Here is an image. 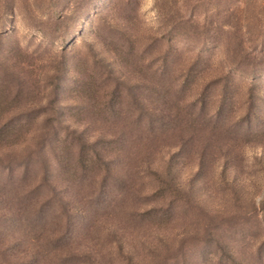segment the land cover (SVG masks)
I'll return each mask as SVG.
<instances>
[{
    "label": "rangeland",
    "instance_id": "374dc122",
    "mask_svg": "<svg viewBox=\"0 0 264 264\" xmlns=\"http://www.w3.org/2000/svg\"><path fill=\"white\" fill-rule=\"evenodd\" d=\"M157 88L173 104L175 123L154 144L132 116ZM113 97L118 117L107 111ZM223 98L215 131L203 126L188 140L195 107L203 105L199 116L207 120ZM4 124L19 131L0 139V228L11 207L21 208V217L8 235L0 231V264H264V221L224 228L233 194L247 210L264 197V0H0ZM51 129L65 140L70 163L78 145L73 131L106 141L137 135L126 145L127 160L114 168L117 180H107L110 206L95 207L90 232L71 240L66 254L50 250L55 226L46 205L42 220L34 215L47 186L22 190L40 179L41 165H31L26 186L19 180L20 159L37 145L44 143L49 157L57 153V144L44 141ZM183 135L180 158L174 145ZM169 159L174 189L160 182ZM103 169H96L99 179ZM51 176L65 184L60 174ZM122 181L129 185L123 196Z\"/></svg>",
    "mask_w": 264,
    "mask_h": 264
},
{
    "label": "trees",
    "instance_id": "16d2710c",
    "mask_svg": "<svg viewBox=\"0 0 264 264\" xmlns=\"http://www.w3.org/2000/svg\"><path fill=\"white\" fill-rule=\"evenodd\" d=\"M179 85L182 88L185 87V80L181 81ZM108 101L109 102L106 105L107 111L112 114L113 117H118L121 112H119V110L117 111L118 108L116 109V98H110ZM169 101L170 100L167 97V93H165L161 88H157L155 94L153 96H149L146 99V105L144 104L141 106L139 111L135 112L132 116V122L134 125L143 124L145 126H143L145 128L144 130L153 137L152 139L150 138V140L151 142L153 141L154 144H156V140L159 139L165 127H169V122L175 123V115L170 114L173 104L170 105ZM202 103L203 102L200 101L198 104L201 105ZM225 104V98L219 100L216 110L214 111V115L207 120L199 116L201 114L200 111H202L203 105L200 107H195V109L198 110V112H196L197 114L193 113L194 115L191 114L187 119V125L190 131L187 128L186 130H188V133L185 136L188 137V140L195 137V135H197L203 126L212 124L209 126V129L214 132L219 123L217 117L223 111V107L225 110ZM193 106H196L194 102ZM168 116L170 117V120ZM172 128L174 129V127ZM156 129H158V131ZM18 131L19 130L15 127H9L6 124L1 125L0 139L5 140L10 138L11 135L18 134ZM190 132L193 133V135H191ZM45 133L46 135L44 137V141L46 142L50 140L51 142L57 144V148L55 149L57 153H53L52 157H49L47 156V153L44 149V143L37 145L35 149H32L28 154L20 159V163L18 165V168L20 169L19 180L21 182V188L26 186V180L28 173L30 172L29 169L31 165L34 162H37L41 165L42 175L40 179L36 180L34 183L31 182L27 189L22 188V190H27L23 192L28 195L35 191H39L42 185L47 186V193L43 196H37V205L34 209V215L35 217L37 215L38 219L42 220V217L39 216H42L44 207L46 205L49 210L47 211L49 214V221L55 226V229H53L51 235H49L50 250H54L58 254L59 252L66 254L65 250L72 246L71 240L73 241L74 238H77L79 233L82 234L84 232L83 235H87L90 232L89 228H91V226L94 224V215L96 213L95 207L99 206L102 208L104 205L107 207L110 206L112 202L109 199L111 191L108 187L109 185L107 180H117L119 175H114V168L117 167V165L119 166V164L122 165L124 161L127 160V157H129L127 152L129 150L126 151V145L128 144V141L135 140L137 135L135 132L131 131L127 133L121 132L112 135V139H107L106 141V139H103L104 136L91 140L88 136L87 138H83L84 132L73 131V133H75L74 140H76L78 145L76 148L75 162L70 163L66 161L67 157L64 154V151L68 149V146L63 144L65 140L61 139L54 129L48 130ZM185 136L183 135V137L180 139V142L177 145H174V147H177L175 155L180 158L184 157L187 148V143L184 141ZM229 141L231 140L229 139L225 141L224 144L226 145L225 147L227 150L231 151L234 146L232 143H229ZM109 144L113 147L109 148L107 146ZM105 150L111 152V155L104 153L107 154L105 155L106 158L104 159V156L102 155L103 151ZM204 150L206 152V148H203L200 156H198V163L196 164L197 169L195 171L194 177L197 180L203 174ZM69 152L70 150H68L67 153ZM103 164L105 167V169H103L105 173H103V175H99L101 176L99 179L96 169L100 168V165ZM10 169L8 168V170ZM173 169V163L169 159L166 164L167 176L163 180L162 178L160 179V182L164 183L166 186L164 188L168 187L174 189L173 185H170V181L172 179L171 175L172 172H174ZM54 172L61 175V180H63L65 184L58 186L54 183L51 176ZM88 173H91V175H88ZM122 182V187L125 188L128 182ZM84 183H87L88 185L83 186ZM83 187L88 189L87 193L85 194L81 192ZM70 190H72V192L69 193ZM184 193L186 192H183V194ZM192 193L193 189H190V191H188V193L185 195L190 197ZM123 194H127V187L124 193H122V196ZM234 195L235 194L230 197V200L233 201L232 204L226 210V212H224V228H244L252 220L251 218H257L258 222L264 221V197H262V199H260L259 203L257 204L259 207H256V203L252 201L250 204V209L247 210L241 208V205H238V198L236 195ZM42 197L43 199L38 201ZM20 209L14 210L13 207L10 208L11 211L8 212V216L5 215V222L8 223L5 224L7 227L4 225L5 229L2 227L0 228L2 229L0 231H3V233L8 235V232L15 229L17 224L20 222ZM147 211L143 212L142 214H145ZM0 235H2L1 232ZM3 236L4 235L0 237L2 238ZM22 242L23 239L15 241L11 249H14L16 252L18 246H20ZM39 251L41 252V249H39ZM42 253H44V251H42ZM73 256L78 255L69 254V257Z\"/></svg>",
    "mask_w": 264,
    "mask_h": 264
}]
</instances>
